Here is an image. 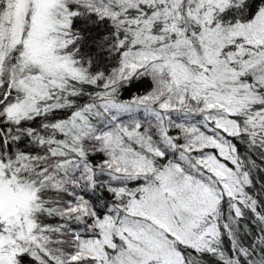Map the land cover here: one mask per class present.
<instances>
[{
  "label": "snow or ice",
  "instance_id": "obj_1",
  "mask_svg": "<svg viewBox=\"0 0 264 264\" xmlns=\"http://www.w3.org/2000/svg\"><path fill=\"white\" fill-rule=\"evenodd\" d=\"M0 264H264V0H0Z\"/></svg>",
  "mask_w": 264,
  "mask_h": 264
},
{
  "label": "trees",
  "instance_id": "obj_2",
  "mask_svg": "<svg viewBox=\"0 0 264 264\" xmlns=\"http://www.w3.org/2000/svg\"><path fill=\"white\" fill-rule=\"evenodd\" d=\"M115 65V60H108V61H105L102 65H101V68L106 70V71H109L110 68L112 66ZM151 87V82L150 80L148 79H145L143 80L141 83H139L137 85V88L134 90V91H138L139 94H143L144 92H146L147 90H149ZM131 95V91L130 92H126L123 94V98H128L129 96ZM97 159H99V157H97Z\"/></svg>",
  "mask_w": 264,
  "mask_h": 264
}]
</instances>
